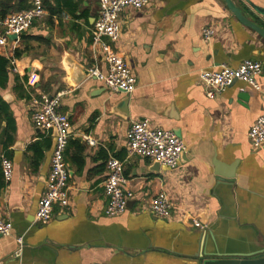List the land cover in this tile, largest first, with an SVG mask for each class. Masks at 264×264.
I'll return each mask as SVG.
<instances>
[{
	"label": "crops",
	"instance_id": "1",
	"mask_svg": "<svg viewBox=\"0 0 264 264\" xmlns=\"http://www.w3.org/2000/svg\"><path fill=\"white\" fill-rule=\"evenodd\" d=\"M233 1L264 28V15L248 2L264 8V0ZM30 5L0 0V11ZM45 9L0 54L9 60L0 67V218L13 223L11 235H0V264H198L194 255L203 249L221 257L264 255V145L255 147L248 135L264 113L262 94L239 80L212 99L199 79L200 71L223 64H264V38L225 0H151L144 9L127 7L121 38L113 44L137 79L135 91L126 94L82 76L84 67L107 69L92 38L99 0H45ZM205 27L216 31L210 41ZM78 77V83L71 80ZM258 80L264 86V72ZM65 89L72 90L59 106L72 128L65 152L70 202L65 208L55 203L52 219L43 224L35 217L56 135L34 125L33 99ZM144 118L183 139L176 169L129 152L127 132ZM87 134L96 145L84 140ZM2 156L13 162L10 181ZM110 158L124 162L125 186L135 194L118 216L105 213ZM160 191L172 203L170 218L148 209ZM19 236L25 244L21 259L15 256Z\"/></svg>",
	"mask_w": 264,
	"mask_h": 264
},
{
	"label": "built area",
	"instance_id": "2",
	"mask_svg": "<svg viewBox=\"0 0 264 264\" xmlns=\"http://www.w3.org/2000/svg\"><path fill=\"white\" fill-rule=\"evenodd\" d=\"M150 4L151 0H99V12L92 29V38L94 47H98L104 54L107 69L92 68L90 75L103 81L112 91L131 94L137 87L136 76L125 57L113 47L121 38L122 12L127 7L144 9ZM45 13V0H31V5L26 9L0 14V54L5 53L11 37H16L11 41H18L36 20L44 17ZM215 33L212 27H205L203 30L206 41H210ZM263 72L262 61L246 59L237 67L223 64L217 70H202L199 79L207 96L212 99L234 82L244 81L261 92L264 105V86L258 80ZM71 92L72 90L65 89L52 96L43 94L41 99H33L36 105L32 115L34 125L42 130L57 131L48 187L39 201L35 217L37 222L43 224L52 219L55 203L65 208L70 202L68 184L70 171L65 160V152L71 136V123L69 117L59 110V106L63 96ZM248 135L255 147L264 145V113L256 119ZM84 140L90 145L97 144V139L88 134L84 135ZM127 147L131 154L153 159L171 169L179 166L186 149L183 139L175 130L155 126L147 118L133 122L127 132ZM1 167L5 180L10 181L14 169L12 160L2 156ZM106 168L108 175L104 188L108 204L105 213L108 216H118L128 209L135 194L132 189L125 186L127 179L123 161L110 158ZM148 209L159 218L172 217V203L167 192L160 191L152 197ZM195 225L204 227L197 220ZM12 231V221L0 218V235L9 236ZM17 242L15 256L21 259L25 246L24 237H17Z\"/></svg>",
	"mask_w": 264,
	"mask_h": 264
},
{
	"label": "water",
	"instance_id": "3",
	"mask_svg": "<svg viewBox=\"0 0 264 264\" xmlns=\"http://www.w3.org/2000/svg\"><path fill=\"white\" fill-rule=\"evenodd\" d=\"M228 8L234 13V15L246 26L250 27L254 31H256L258 34H260L264 38V28L255 23L254 21L250 20L246 15L243 13V11L234 3L233 0H225ZM249 4L259 13L264 15V8H261L257 6L256 4L248 1ZM16 38L15 36L10 38V41ZM91 70L84 67V70L82 71V76L90 75ZM82 77H78L77 79H71L75 83H78ZM235 83V82H234ZM52 96V95H51ZM70 132H72V128L70 129ZM55 135H57V131L55 129ZM156 163L160 164L158 161H155ZM226 177H232L231 175H228ZM207 244L205 241L203 245L205 246ZM199 245H201V239L199 240ZM205 248V247H204ZM197 259L195 261L198 264H264V255L256 257L255 254H245V255H235V256H229V257H221V255L208 252L206 249H203V252L197 253L194 255Z\"/></svg>",
	"mask_w": 264,
	"mask_h": 264
},
{
	"label": "trees",
	"instance_id": "4",
	"mask_svg": "<svg viewBox=\"0 0 264 264\" xmlns=\"http://www.w3.org/2000/svg\"><path fill=\"white\" fill-rule=\"evenodd\" d=\"M0 14H6V13L0 11ZM8 63H9V60H7L5 57L0 56V67L5 68V66L8 65Z\"/></svg>",
	"mask_w": 264,
	"mask_h": 264
}]
</instances>
